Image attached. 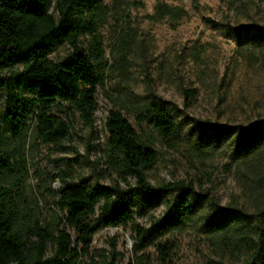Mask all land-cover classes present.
I'll use <instances>...</instances> for the list:
<instances>
[{
  "label": "trees",
  "instance_id": "1",
  "mask_svg": "<svg viewBox=\"0 0 264 264\" xmlns=\"http://www.w3.org/2000/svg\"><path fill=\"white\" fill-rule=\"evenodd\" d=\"M189 2L196 5V0ZM127 3L0 0V96L4 104L0 110V264H74L80 254L88 252L97 229L125 224L134 258L126 264H150L149 253L141 251L144 244L164 231L192 224L197 211L202 219L195 228L221 252L243 250L239 264H264V116L246 126H212L216 139L229 136L234 171L243 187L259 197L250 212L207 198L191 180L154 183L147 179L146 169L158 153L155 138L166 146L185 144L198 154L205 150L199 134L179 135L176 116L180 107L148 84L141 93L123 85V94L111 99L99 154L77 161L87 165L91 175L71 174L59 167L56 186L39 183L50 196L46 202L52 204L45 213L38 209L37 197L26 193L24 144L28 140L57 144L68 139L73 116L92 132L95 85L102 83L104 68L126 75L137 40L135 29L124 21ZM186 15L182 4L153 0L145 16L173 24ZM108 20L113 32L110 62L104 57L98 29ZM251 28L249 37H237L236 42L256 46L264 54V24L254 23ZM59 41L66 43L65 51L50 58L48 52ZM191 92L193 88L183 90L185 96ZM27 113L32 120H27ZM102 175L110 179L99 181ZM158 198L163 199L160 215L152 217L149 226L139 223L136 217L151 199ZM153 247L157 264H169L173 241L157 238Z\"/></svg>",
  "mask_w": 264,
  "mask_h": 264
},
{
  "label": "rangeland",
  "instance_id": "2",
  "mask_svg": "<svg viewBox=\"0 0 264 264\" xmlns=\"http://www.w3.org/2000/svg\"><path fill=\"white\" fill-rule=\"evenodd\" d=\"M102 1L108 4L111 0ZM127 1L124 21L135 29L137 40L126 75L104 68L102 83L95 85L97 103L93 110L92 132L73 116L68 139L62 138L57 144L39 140H28L24 144L28 167L24 180L26 193L37 197L38 209L45 213L52 204L46 202L50 196L40 189L39 183L51 182L56 186L58 176L55 173L59 167L71 174L91 175L90 168L77 161L82 156L95 159L99 154L105 134L103 121L111 107V99L123 94V85L134 93H141L148 84L154 92L180 107L176 116L179 135L199 134L205 150L198 154L195 149L187 150L185 144L166 146L155 138L154 147L158 153L152 166L146 169L147 179L154 183L191 180L205 191L207 198L252 211L259 197L243 187L234 171L229 136L216 139L212 126H246L264 116V54L256 46L236 42L237 37H249L251 24H264V0H196L195 6L189 0H164L182 4L187 9V15L173 24L163 18L151 20L145 16L151 11L153 0ZM98 29L104 57L110 62L109 45L113 36L110 20ZM65 49L64 41L56 42L48 56L55 58ZM189 88L194 92L185 96L183 90ZM3 107L0 96V110ZM126 114L139 131L132 114ZM27 120H32L29 113ZM142 128L147 130L145 125ZM109 179L106 175L98 178L104 182ZM162 210L163 199H151L136 220L149 226L150 219L160 215ZM200 213H194L192 224L181 230L164 231L144 244L141 251L149 253L150 264H157L153 241L164 237L173 241L169 264H239L243 250L221 252L203 231L195 228L202 219ZM68 231L73 234L71 229ZM131 242L128 224L102 226L92 234L88 252L80 254L74 264H108L109 261L126 264L134 259Z\"/></svg>",
  "mask_w": 264,
  "mask_h": 264
}]
</instances>
